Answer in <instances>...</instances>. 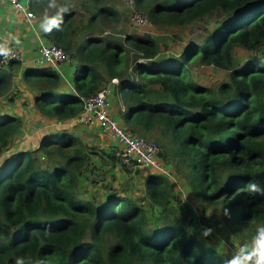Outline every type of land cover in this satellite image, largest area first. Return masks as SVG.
<instances>
[{
    "label": "trees",
    "instance_id": "trees-1",
    "mask_svg": "<svg viewBox=\"0 0 264 264\" xmlns=\"http://www.w3.org/2000/svg\"><path fill=\"white\" fill-rule=\"evenodd\" d=\"M133 5L160 31L195 25L215 11L223 17L175 52L154 29L116 35L121 16L106 0H32L36 20L59 15L58 27H39L40 34L71 54L77 73L69 83L53 66L13 61L0 68V98L21 73L18 89L29 97L23 102L43 124L31 148L2 158L22 119L0 111V264H228L235 251L197 231L196 211L219 216L233 247L241 240L250 250L264 227V0ZM200 66L224 70L228 80L207 86L195 78ZM112 78L119 79L112 114L154 140L170 168L136 169L142 184L134 191L125 179L114 184L121 165L110 149L63 127L77 125L85 98Z\"/></svg>",
    "mask_w": 264,
    "mask_h": 264
},
{
    "label": "rangeland",
    "instance_id": "rangeland-1",
    "mask_svg": "<svg viewBox=\"0 0 264 264\" xmlns=\"http://www.w3.org/2000/svg\"><path fill=\"white\" fill-rule=\"evenodd\" d=\"M106 2L112 3L117 8L121 16L120 22L113 29V32L116 35L124 37L126 34H141L143 32H148V30L151 31L152 29H154L155 31H152V34L156 36V38H158L160 42L167 43L170 47L169 50H174L175 52H179L181 49H183L189 41H200L205 30L210 29L211 26H213V24L215 23V20L223 17L221 13L215 11L212 13V15L200 20L195 25L160 31L148 24L140 26L132 24L129 19L128 8L126 7L124 0H106ZM40 23L41 21L38 19L36 20V18L28 23L21 20L16 15V11L12 10L5 0H0V39L4 44L6 43L7 45H12L13 47H20L23 50L26 49V54L30 57L31 52L36 49V41L33 40V37L36 38V35L41 36V34H39ZM172 34L179 35L181 37L180 40L178 42L172 41V37H170L172 36ZM17 41H19V43H17ZM72 65V62L62 63L60 65V70H62L64 74L63 77H66L69 83L70 81L72 82L75 74L77 73L76 68ZM26 67L31 66H23V68ZM193 72L196 76L195 78L207 86L213 84H221L222 82H226L228 80V73L220 69L213 68L212 70H207L206 68L200 66L199 68L194 67ZM20 76L21 73H18L16 77L13 78L11 89L12 93L9 92L5 94V96L0 98V111H15L17 115H19L22 119V125L19 132L17 133V135H15V138L12 140L7 149L1 154L2 158L8 156L9 153H15L26 148H31V146H33V144H35L40 139L41 130L43 127V124H40L38 118L34 116L35 113L31 111L30 107L23 102L24 99L29 100V97L27 91L18 89V79L20 78ZM114 106L115 105L113 102V107ZM63 127H69L68 129L73 130L75 134L82 136V142L85 144H99L97 146L101 147L103 150H111L112 141L104 133L101 137L98 132L102 131L99 130V128H97L95 125L80 126L79 124H77L73 127ZM95 163H98V160H95ZM117 166L118 167L114 169L116 173L118 172V175H116L117 181L114 182L115 185H118L117 182L120 183L125 179V182L128 183V187L131 191H134L136 188L141 186L142 182L140 175H137L135 172L131 171H120L122 167L119 165ZM165 168L167 169V171L170 170L169 166ZM172 180L175 184V191H179L182 196L186 198L187 192L186 188L182 185V181H179L176 177H173ZM187 199L188 198H186V200ZM189 204L191 203L189 202ZM219 222V216H215V214L211 210L206 211L205 217L203 218L196 211L194 224L197 228V231L201 234L204 233L208 238H212L215 246L220 247L225 251L234 250L235 253H237L241 249V247L248 248V245L241 240L238 241L236 247H233L230 244L231 237L229 235L230 232L228 228L225 226H221Z\"/></svg>",
    "mask_w": 264,
    "mask_h": 264
},
{
    "label": "built area",
    "instance_id": "built-area-1",
    "mask_svg": "<svg viewBox=\"0 0 264 264\" xmlns=\"http://www.w3.org/2000/svg\"><path fill=\"white\" fill-rule=\"evenodd\" d=\"M9 7L27 23L35 19L31 9L32 0H5ZM128 8L129 19L136 26L146 25L147 19L134 7L133 0H124ZM7 45V44H6ZM10 52L0 56V68H6L10 62L18 61L22 66L44 67L53 66L60 70L62 63L71 59V54L62 47L45 40H40L30 57L26 50L7 45ZM119 84L118 78H112L110 83L97 93L85 98L84 106L74 122L83 126L95 125L112 141L111 152L119 164L127 171L150 168L157 172L168 173L159 154L160 147L152 139L135 135L119 124L112 114L113 86Z\"/></svg>",
    "mask_w": 264,
    "mask_h": 264
},
{
    "label": "clouds",
    "instance_id": "clouds-1",
    "mask_svg": "<svg viewBox=\"0 0 264 264\" xmlns=\"http://www.w3.org/2000/svg\"><path fill=\"white\" fill-rule=\"evenodd\" d=\"M49 7H55L54 2ZM66 10V9H62ZM59 15H45L41 20L40 29L44 33H50L53 27H58ZM19 43V41H17ZM10 48L0 43V56H7ZM255 188V186H252ZM16 264H24L21 258L16 259ZM228 264H264V227L258 229V234L254 239L253 246L249 250L247 247L241 249L228 261Z\"/></svg>",
    "mask_w": 264,
    "mask_h": 264
},
{
    "label": "crops",
    "instance_id": "crops-1",
    "mask_svg": "<svg viewBox=\"0 0 264 264\" xmlns=\"http://www.w3.org/2000/svg\"><path fill=\"white\" fill-rule=\"evenodd\" d=\"M36 18V17H35ZM36 33V32H35ZM39 34H40V30H39ZM36 35V34H35ZM36 39V40H35ZM43 38L40 36V35H36V38L33 37V40L36 41V46L37 44L39 43L40 40H42ZM44 40V39H43ZM26 50V49H25ZM27 52V50H26ZM62 71V70H61ZM80 125V124H79ZM80 126H83V125H80Z\"/></svg>",
    "mask_w": 264,
    "mask_h": 264
}]
</instances>
